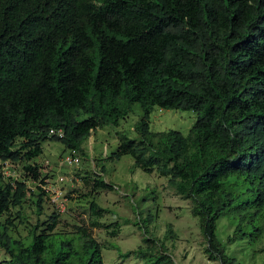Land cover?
Segmentation results:
<instances>
[{
  "label": "trees",
  "instance_id": "trees-1",
  "mask_svg": "<svg viewBox=\"0 0 264 264\" xmlns=\"http://www.w3.org/2000/svg\"><path fill=\"white\" fill-rule=\"evenodd\" d=\"M135 104L138 138L121 134L106 159L130 155L135 167L169 177L193 202L210 260L238 264L227 243L264 240V0H0V246L10 264H104L92 229L107 227L106 209L95 199H87L90 227L60 232L54 212L16 237L12 209L37 193L7 179L2 162H24L37 181L32 161L45 141L86 154L92 131L120 125ZM155 106L197 118L188 134L154 132ZM93 188L114 184L95 175ZM152 217L141 219L150 251ZM223 217L235 226L227 243ZM110 227L116 235L121 223ZM167 251L162 241L153 264H175ZM136 252L148 255L139 247L122 256Z\"/></svg>",
  "mask_w": 264,
  "mask_h": 264
},
{
  "label": "rangeland",
  "instance_id": "rangeland-1",
  "mask_svg": "<svg viewBox=\"0 0 264 264\" xmlns=\"http://www.w3.org/2000/svg\"><path fill=\"white\" fill-rule=\"evenodd\" d=\"M141 115L139 104L134 111L123 119L118 126L106 125L91 133L84 142L85 153L79 152L80 162L69 164L65 161L67 150L60 141L47 140L43 143V153L32 162L40 165V179L34 181L26 176L24 162H12L5 167V177L23 180L37 195L29 194L26 202L12 209L11 219L16 237L24 239L29 236L33 226L39 221L48 220L57 212L60 222L57 230L71 234L75 225L90 227L87 199H95L105 208L101 221L107 227L93 228L92 234L104 245V264H153L160 248L165 242L175 264H221L210 260L206 252L208 242L201 229L200 219L192 214L193 202L178 194L169 184V177L160 176L155 169L147 172L134 166V159L124 155L120 159H106L116 150L120 135L137 139L135 125ZM197 115L192 110L162 109L158 106L150 116L151 131L176 129L188 134ZM104 166V171L102 170ZM101 176L114 189L94 190L93 177ZM44 179V189L40 206L37 197L41 194L39 184ZM89 194V195H88ZM152 214L149 224L150 235L156 240V247L148 249L151 243L144 242L145 227L141 219ZM121 223L120 232L112 235L109 224ZM172 225L173 234L166 238ZM235 226L227 217L219 221L218 234L223 242L233 235ZM142 247L148 255L139 253L128 257L122 256L127 251H136ZM264 240L252 243L250 237L227 243L228 253L237 259L238 264H264ZM0 264H10L9 255L0 246Z\"/></svg>",
  "mask_w": 264,
  "mask_h": 264
},
{
  "label": "built area",
  "instance_id": "built-area-1",
  "mask_svg": "<svg viewBox=\"0 0 264 264\" xmlns=\"http://www.w3.org/2000/svg\"><path fill=\"white\" fill-rule=\"evenodd\" d=\"M51 132H55L54 130H51ZM57 133L60 136H63V131L58 130ZM65 161L69 164H78L80 162L79 152L76 149H70L67 151L65 155Z\"/></svg>",
  "mask_w": 264,
  "mask_h": 264
},
{
  "label": "clouds",
  "instance_id": "clouds-1",
  "mask_svg": "<svg viewBox=\"0 0 264 264\" xmlns=\"http://www.w3.org/2000/svg\"><path fill=\"white\" fill-rule=\"evenodd\" d=\"M52 130H54V129H52ZM61 130V129H60ZM55 131V130H54ZM63 131V130H62ZM52 133V132H51ZM52 134H58L57 133V131H55V132H53ZM59 135V134H58ZM60 136V135H59ZM68 151V150H67ZM8 164H10V165H12V162L11 161H9V160H7V161H3L2 162V167H3V173L5 172V167H6V165H8ZM4 176H5V174H4ZM33 190H34V188H32Z\"/></svg>",
  "mask_w": 264,
  "mask_h": 264
}]
</instances>
